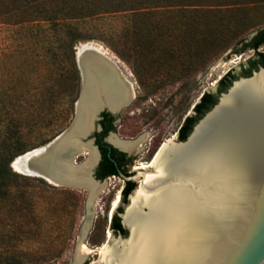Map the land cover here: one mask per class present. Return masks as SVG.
Segmentation results:
<instances>
[{
  "label": "rangeland",
  "instance_id": "374dc122",
  "mask_svg": "<svg viewBox=\"0 0 264 264\" xmlns=\"http://www.w3.org/2000/svg\"><path fill=\"white\" fill-rule=\"evenodd\" d=\"M102 2L0 0V153L9 151L11 132L17 126L28 151L46 145L69 126L74 107L65 121L54 117L56 102L62 98L56 81L58 38L52 24L43 20L57 16L61 3L94 8ZM110 4L135 11L92 19L85 30L95 39L79 42L76 47L83 43L96 49L101 46L133 87L134 99L116 116L113 131L120 140L137 142L129 154L133 163L127 170L133 172L138 164L151 161L165 141L179 140L177 134L185 118L194 116L193 107L203 94L217 93V82L224 74L232 70L233 75H239L256 56L254 50L242 49L251 41V34L264 28V3L112 0ZM258 52L264 53V45ZM45 99L53 101L54 108H40ZM35 116L45 120L30 128L27 120ZM87 158L84 150L76 161L80 164ZM25 177V181L10 184L20 192V198L0 193V256L13 247L25 264H75L78 237L88 219L87 190ZM102 181L106 187L95 201L85 242L93 251L108 243L109 231L112 238L122 235L110 229L114 199L120 196L116 210L122 208L124 213L139 189L135 183L123 203V178L111 176ZM23 212L25 215L19 217ZM15 221L27 225V233L21 241L11 242L10 228ZM122 236L127 237L128 232ZM99 258L98 252H92L81 264H92Z\"/></svg>",
  "mask_w": 264,
  "mask_h": 264
},
{
  "label": "water",
  "instance_id": "95a60500",
  "mask_svg": "<svg viewBox=\"0 0 264 264\" xmlns=\"http://www.w3.org/2000/svg\"><path fill=\"white\" fill-rule=\"evenodd\" d=\"M257 33L251 34L249 41ZM75 51V62L80 73V92L74 104L71 123L46 145L17 156L9 166L13 172L23 176L46 181L47 178H51L57 181L58 184H54L56 186L77 191L87 190V221L92 226L95 204L90 206L89 200L90 198L96 200L99 194L91 196L88 186L74 185L58 179L61 177L59 171L64 172L63 163H75L76 166L84 163L78 164L76 161L82 153L79 149L70 147L63 150V144L73 136L86 143L96 130H100L98 122L104 112L117 116L134 98L127 94L122 100L111 104V107L105 95L97 97L93 110L89 116L87 115L90 127L86 128L83 134H76V129L86 117L83 106L87 99L85 84L87 57L98 56V53L92 48L83 49L82 44L78 45ZM100 60L112 71L113 79L112 82L104 83L102 78L98 77L97 94L102 93V87L107 88L108 93L114 94L118 89L117 84L121 83L120 77H126L115 63L108 60L106 62L102 58ZM206 131L211 132L184 178L168 179L163 175L146 183L145 175L155 172L154 169L135 171L131 176H125L118 169L119 177L125 182L137 183L143 194L137 202L139 208L131 200L124 213H120L122 226L128 232V236L111 238L108 241L110 247L117 249L118 252L128 253V247L135 246L136 254L142 244L139 240V230L130 222L131 215L134 211L142 216L149 213V207L141 205L144 195L153 199L166 189H171L163 212L171 214L170 227L181 237L175 255L181 258L183 264H264L263 66H259L249 77L233 80L229 89L219 94L218 102L213 108L195 124L187 139L185 141L175 139L171 147L191 148ZM109 135L116 136L113 132ZM87 143H90L97 153V161L89 169L90 179L94 183L102 184L104 181L94 176L95 167L100 159L99 151L94 145V139ZM44 156L48 163L42 168L39 161ZM162 218L161 216L160 221ZM79 238L80 234L78 240ZM93 252L97 254V248ZM111 264L119 263L113 261Z\"/></svg>",
  "mask_w": 264,
  "mask_h": 264
},
{
  "label": "trees",
  "instance_id": "16d2710c",
  "mask_svg": "<svg viewBox=\"0 0 264 264\" xmlns=\"http://www.w3.org/2000/svg\"><path fill=\"white\" fill-rule=\"evenodd\" d=\"M112 0H103L100 7L89 8L88 6H78L76 3H61L57 11V16L53 19H44L52 24L54 31L58 38V73H57V94L62 97L56 102L57 108L54 111L56 121H65L67 117L73 113L74 104L78 98L80 89V76L75 62V47L79 42L95 39L86 32V28L90 26L92 19L115 16L120 13H127L128 11H135V9L115 8L116 4H110ZM256 1V0H251ZM264 3V0H259ZM98 8V9H97ZM264 45V28L259 30L257 35L246 42L242 50H254L256 56L250 58L247 62V67H243L239 75H233L230 70L218 82L217 93H205L200 102L194 108V116L187 117L179 129V140H185L190 135L195 124L205 116V114L213 108L218 102L219 94L226 92L232 84V81L239 77H249L253 71L258 70L259 66L264 67V53L258 52V49ZM65 98V100H63ZM54 102L50 100H43L40 108L52 109ZM103 117L105 121L110 122L109 114L104 112ZM45 120L42 116H35L28 119L30 128L35 127L40 121ZM51 123V122H49ZM13 124H18L13 121ZM116 131L115 125L106 124L104 130L99 134V137H106L110 132ZM23 132L17 126L11 132V142L9 143V151L0 153V193L11 195H18L20 192L10 188V184L15 182L25 181L26 177L17 174L10 168V163L19 155L26 153L28 150L23 144ZM105 169L107 172L102 175L99 180H105L111 176H119L118 169L115 167L111 158L105 157L103 159ZM135 189V182H125L122 189V202L124 203L130 193ZM122 208H118L110 219V229L115 234L126 235L127 231L123 228L120 218ZM24 212L19 214L24 216ZM24 223V222H22ZM27 225H22L21 222H13L10 228V241H21L22 237L27 233ZM26 228V229H25ZM2 255V254H1ZM0 264H25L17 255L15 249L7 251L5 256H0Z\"/></svg>",
  "mask_w": 264,
  "mask_h": 264
},
{
  "label": "bare ground",
  "instance_id": "6f19581e",
  "mask_svg": "<svg viewBox=\"0 0 264 264\" xmlns=\"http://www.w3.org/2000/svg\"><path fill=\"white\" fill-rule=\"evenodd\" d=\"M82 48H92L98 53V56L90 55L87 57L88 69L86 70L85 74L87 99L83 106V112L86 117L84 118L78 129H76V134H83V131H85L86 128L90 127V121L87 115L90 114V112L93 110L92 107L97 97L105 95L110 106L111 104H115L116 102H118V100H122L127 94H130L134 98V93L132 90L133 87L130 86L127 80L122 76L120 77L121 83L117 84L118 89L116 90V92H114V94L112 92L108 93V89L104 87H102V93L99 92V94H97V83L99 80L98 77H101L103 80L102 82L104 83H109L110 81L112 82L113 79L112 71L107 67L104 61L100 59L102 58L105 61L108 60L115 63L116 65L118 64L116 61L113 60L112 57H108V55L110 56V54L105 52L101 46H98L97 48L101 50V52L98 51L90 43H83ZM118 73L120 74L119 71ZM123 83L124 85H122ZM210 132L211 131L204 132L199 138V140L195 143V145L188 149L181 147H171V144L173 143V140H175V138L165 141L162 147L156 152L151 161L138 164L137 166H135L134 170H155V172L147 173L145 175L144 181L146 183L151 182L157 176L163 175H165L168 179L184 178L187 176L189 170L191 169L206 137ZM144 139L145 137L141 138V140ZM110 141L116 146L129 152H131L137 144V142L120 140L116 136H111ZM70 147L77 148L81 152L87 150L88 158L81 166H76L74 165L75 163H63L64 172L59 171L61 173V177L58 179L61 181H67L74 185L88 186L90 189L91 196L94 194H99L100 190L102 191V189L105 190L106 184H97L92 182L90 179L89 169L97 161V153L95 149L91 146V144L83 143L77 136H73L63 144V150H67ZM39 163L42 168H45L48 163V160L44 156L40 159ZM47 179L53 184H58L56 180L54 181L51 178ZM170 191L171 189H166L164 192L160 193L153 199H150L148 195H144V200L141 205L148 206L149 213L146 216H142L137 211H134L130 217V222L139 230V240L142 246L144 247L151 243V236L156 231L157 226L160 222L162 212L164 211ZM141 194L143 193L138 189L135 195L131 197L132 203L136 204L135 206L137 208L140 207L138 206L137 202L139 201ZM93 199L94 198H90L89 200L90 206L95 204L96 200L93 201ZM119 204L120 196H117L112 204L113 211L118 207ZM90 228V222L86 221V224L84 225L80 234L78 254L75 264H81L85 257L93 252V249H91L85 243L86 240H84V236L88 233ZM107 236L109 240L112 238L110 231L108 232ZM134 250L135 246H129L128 253L118 252L117 249H113V247H110L108 243H105L102 247H99L97 249V252L100 256L99 260L95 261L92 264H111L113 261H116L119 264H128V261L136 255Z\"/></svg>",
  "mask_w": 264,
  "mask_h": 264
},
{
  "label": "snow or ice",
  "instance_id": "6c2138e0",
  "mask_svg": "<svg viewBox=\"0 0 264 264\" xmlns=\"http://www.w3.org/2000/svg\"><path fill=\"white\" fill-rule=\"evenodd\" d=\"M162 220L151 236V243L145 248L141 246L128 264H183L175 253L181 237L170 227L171 214L162 212Z\"/></svg>",
  "mask_w": 264,
  "mask_h": 264
},
{
  "label": "flooded vegetation",
  "instance_id": "af4514ba",
  "mask_svg": "<svg viewBox=\"0 0 264 264\" xmlns=\"http://www.w3.org/2000/svg\"><path fill=\"white\" fill-rule=\"evenodd\" d=\"M127 82H128V80H127ZM129 85L132 86L130 83H129ZM106 113H108V112H106ZM108 114L110 115L109 116L110 122L108 123L107 120L105 121V117H103V115H101V119L98 122V124L100 126V130L99 131L96 130L92 135V138L94 139V145L97 147L99 154H100V159H99V161L95 167V170H94V176L97 179H99L102 175H104L107 172V170L104 167L105 163H103V159L105 157L111 158L115 167L117 169H120L123 173L133 174L135 172V170H133V172L127 170L128 168H130L132 166V163H133V160L129 157V154L131 152L124 150V149L110 143L107 140V137L109 136L110 133L106 137H99V134L104 130V127L106 124L115 125V122L117 120L116 116H113L110 113H108ZM186 118H185V120H186ZM178 139H179V135H178Z\"/></svg>",
  "mask_w": 264,
  "mask_h": 264
}]
</instances>
